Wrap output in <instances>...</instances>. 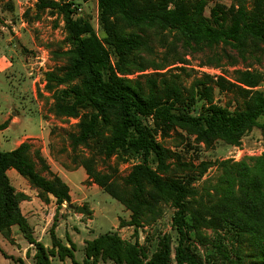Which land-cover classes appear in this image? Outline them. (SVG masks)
Returning a JSON list of instances; mask_svg holds the SVG:
<instances>
[{
  "label": "trees",
  "instance_id": "16d2710c",
  "mask_svg": "<svg viewBox=\"0 0 264 264\" xmlns=\"http://www.w3.org/2000/svg\"><path fill=\"white\" fill-rule=\"evenodd\" d=\"M91 0H37L35 9L50 10L63 18L68 50L62 54L66 65L45 74L46 89L52 92L53 109L57 116L77 118V134L68 136L72 151L88 146L98 138L103 129L110 135L103 141L100 152L105 159L116 153L138 159L124 178L122 185L108 176L94 171L92 160H83L81 167L89 182L103 190L130 212L128 224L138 226L142 221L160 216V202H170L175 208L173 225L177 234L174 257L176 264H203L193 252L186 227L185 215L189 208L185 199L196 195L189 181L170 177L171 154L156 140V133L166 136L176 127L194 134L198 142L209 145L222 139L238 145L241 136L253 127H259L264 138V94L252 91L258 85L257 74L240 73L238 88L245 98L241 110L233 113L212 103V87L197 81L195 92L185 96L183 90L171 79L144 76L143 82L124 78L131 73L135 62L130 58L146 47V40L130 28H154L173 32L184 46L212 48L223 44L241 50L247 41L264 42V0H238L230 8L216 4L204 17L208 0H96L98 23L103 39L94 31L90 19L78 13L79 3ZM138 72L144 71L142 63L136 64ZM81 111H86L81 115ZM263 123L258 124V120ZM151 120L153 128L146 123ZM8 122L0 124V131ZM48 171L38 151L32 153L27 142L15 149L0 151V235L8 238L16 227L27 244L34 249L35 264H51L50 258L64 261L73 255L75 246L67 239L64 245L55 234V224L49 231L51 248H46L34 236L20 203L27 196L12 186L7 172L13 170L25 179L38 195L57 207L70 203L69 188L57 176L48 179L36 170L35 160ZM154 164L155 168L151 165ZM225 167L224 179L228 203L212 210L210 221H222L237 226L241 233L251 235L252 263L264 264V155L255 159L254 171L243 163ZM238 182V190L233 187ZM193 226L200 225L194 215ZM125 223L120 222V226ZM83 264H96L99 257L109 258L115 264H142L140 252L124 245L115 234H103L84 247ZM23 264L21 260H16ZM146 264H170V243L164 238L160 250Z\"/></svg>",
  "mask_w": 264,
  "mask_h": 264
},
{
  "label": "rangeland",
  "instance_id": "374dc122",
  "mask_svg": "<svg viewBox=\"0 0 264 264\" xmlns=\"http://www.w3.org/2000/svg\"><path fill=\"white\" fill-rule=\"evenodd\" d=\"M237 2L208 0L204 17L209 18L210 9L216 4L230 8ZM36 4L37 0H0V124L8 122L10 127L0 131V151H11L27 142L32 153L38 151L50 169L43 170L34 159L36 170L48 179L60 175L72 195L68 205L57 207L53 199L45 202L25 179L8 171L15 190L23 191L27 196L20 203V210L27 217L34 238L50 249L49 231L55 224L54 231L62 241L65 242L66 235L73 240L77 264H83L85 243L92 236L115 234L124 245L133 246L140 252L142 264L160 250L161 241L166 238L170 243V264H176L175 208L170 202L159 203L156 210L160 216L155 220L142 221L138 226L129 225L130 212L86 178L81 167L83 160H92L95 172L108 176L118 185H122L124 178L140 161L121 153L104 158L100 149L110 135L109 128L103 129L88 146L71 150L68 136L77 134L80 117H62L54 113L52 92L46 89L44 77L66 65L62 56L68 50L63 18L54 11H37ZM79 4L78 13L90 19L102 40L96 0ZM251 4V0H245L248 9ZM125 32L139 33L147 44L130 58L135 67L124 76L127 80L143 82L144 76L155 75L157 79H171L173 76L185 96L194 94L196 82L203 81L212 87V103L231 113L241 110L245 99L238 90L247 89L238 83L240 73L257 74L258 85L251 90L264 94V42L247 41L241 50L223 44L212 48L187 47L173 32L146 27L130 28ZM138 63L143 64L144 71L135 69ZM85 112L81 111V115ZM146 123L153 128L151 120ZM261 123L262 118L258 120V124ZM155 137L172 157L168 160L171 171L167 175L189 181L196 192L185 199L189 208L185 222L193 252L203 264H253L251 235L241 233L237 226L227 221L213 226L210 217L212 210L228 203L225 190L229 178H223L225 167L235 168L233 176L237 174L236 164L243 163L252 172L255 159L264 155L261 129L251 128L241 136L238 145L222 139H214L206 145L198 142L194 134L178 127L166 136L158 131ZM151 166L155 168L154 164ZM233 187L238 190L237 181ZM78 207L86 214H79ZM194 215L200 223L197 230L193 226ZM88 220H92V224ZM121 221L125 223L122 227ZM87 224H91L90 227ZM33 255V247L27 244L16 227L11 229L8 238L0 235V264H18L16 260L35 264ZM50 262L72 264L68 258L61 261L51 257ZM89 263L92 264V260ZM96 264L115 262L99 257Z\"/></svg>",
  "mask_w": 264,
  "mask_h": 264
},
{
  "label": "crops",
  "instance_id": "0c3cea01",
  "mask_svg": "<svg viewBox=\"0 0 264 264\" xmlns=\"http://www.w3.org/2000/svg\"><path fill=\"white\" fill-rule=\"evenodd\" d=\"M9 128H10V127H8L7 129H5V131L8 130ZM14 149H15V148H14ZM49 170H50V169H49ZM10 171L14 172L13 170H10ZM14 173H16V172H14ZM7 175H8V177H9L8 172H7ZM55 176H56V175H55ZM18 177H20V176H18ZM57 177L61 179L60 175H57ZM86 178H87V176H86ZM9 179H10V177H9ZM10 181H11V180H10ZM91 185H93V184H91ZM67 187H68V186H67ZM21 193L24 194L23 191H22ZM71 195H72V194H71V192H70V190H69V196H71ZM49 199H52V198L49 197ZM21 213H22V212H21ZM125 213H126V216H127V215H128L127 212H125ZM22 214H23V213H22ZM23 216H24V214H23ZM24 217H25V216H24ZM25 218L27 219V217H25ZM106 221H107V220H106ZM27 222H28V219H27ZM88 223H91V224H92V220H88ZM106 223H107V222H106ZM28 224H29V222H28ZM91 224H87V226L90 227ZM29 225H30V224H29ZM55 234H56V233H55ZM33 235H34V234H33ZM56 236H57V235H56ZM57 238L61 240V238H59L58 236H57ZM95 238H96V236H92L91 238H88L87 241H91V240H93V239H95ZM35 239H36V238H35ZM67 239L73 244V240H71L70 237H69L68 235H66V236H65V242L61 240L62 243H63L64 245H68V244H67V243H68V242H67ZM87 241H86V242H87ZM73 245H74V244H73ZM74 246H75V245H74ZM45 247H46V246H45Z\"/></svg>",
  "mask_w": 264,
  "mask_h": 264
},
{
  "label": "water",
  "instance_id": "95a60500",
  "mask_svg": "<svg viewBox=\"0 0 264 264\" xmlns=\"http://www.w3.org/2000/svg\"><path fill=\"white\" fill-rule=\"evenodd\" d=\"M15 41H17V40L15 39ZM69 207H70V208H73L71 205H69ZM77 212H78L79 214H86L85 210H84L83 208H81V207H78V208H77Z\"/></svg>",
  "mask_w": 264,
  "mask_h": 264
}]
</instances>
